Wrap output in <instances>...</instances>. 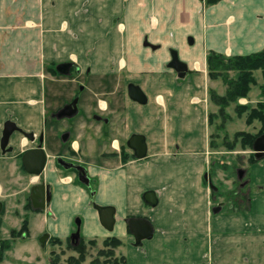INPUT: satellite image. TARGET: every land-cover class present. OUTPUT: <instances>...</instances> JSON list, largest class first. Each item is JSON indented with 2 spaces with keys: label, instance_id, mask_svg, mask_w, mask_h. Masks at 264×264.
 Here are the masks:
<instances>
[{
  "label": "rangeland",
  "instance_id": "374dc122",
  "mask_svg": "<svg viewBox=\"0 0 264 264\" xmlns=\"http://www.w3.org/2000/svg\"><path fill=\"white\" fill-rule=\"evenodd\" d=\"M10 1L13 4H8V8L5 6L6 10L3 4L1 6L4 11L0 8V126L4 119L10 118L24 130L33 129L39 133L45 129L49 170L58 153L76 158L77 162L86 165L88 172L92 173V168L96 165L108 168L112 166L111 161L115 159H111L110 154H102L113 149L109 137L103 136L102 139L99 134L108 130L118 138L119 133L114 123L127 112L130 99L127 97L125 84L128 81L139 85L148 97L145 108L137 103L135 108L145 109L153 114L157 112L154 107L156 110L163 107L160 106L161 103L158 105L159 100L166 99L163 103L165 106L169 99L186 97L183 92L190 91L191 85L201 89L198 93L192 90L189 96L192 98L197 95L205 100L203 104L211 130L205 142L199 145L198 165L191 166V169L184 166L183 169L184 180L190 183L189 186H183L184 190H195L205 200V205L198 214V223L196 220L192 226H188L187 235L185 234L174 253L171 250L165 253L161 243L152 244L157 235L152 241L143 242L145 248L144 244L135 247L131 242L120 238L119 243L110 241L106 244L105 241L114 236L86 237L82 227V244H70L76 218H84L85 209L80 208L75 216L69 212L62 214L58 228L51 227L50 207L43 211H31L26 198L31 179L37 177L29 176L20 167L16 154L34 144L22 133H14L10 138L13 150L7 152L0 167V198L5 203L0 216V264H190L191 258L195 260L191 264H264V210L258 208L259 202L264 198V191L260 186V178L255 179L254 169L260 160L255 159L253 147L246 143V135L257 136L264 133V122L249 118L251 112L262 110L264 113V78L261 70L253 72L255 84L251 86L249 93L238 98L243 104L231 106V103L221 109L212 101L211 92L224 94L227 89L224 76L235 78L237 71L222 72V76L211 78L208 57L212 52L220 54L218 52H208L206 70L202 66L200 72H192L186 79L177 78L174 69L166 68L161 61L158 62L161 57L157 52H164L163 49L156 51V55H159L155 63L157 65L154 66L152 59L150 63L148 60L153 52L150 46L142 54L143 68L128 74L118 72L119 66L115 70L109 69L111 60H116L117 64L124 59L126 61L129 59L127 53L132 50L131 42L126 41L128 33L124 34L121 30L115 32L117 28H122V21L126 19L124 1H120L117 7L118 4H111V0H37L36 3L33 2L37 13L35 17L21 9V2ZM208 6L210 4L204 0L202 9L205 10ZM27 28L33 32L38 31L35 41L28 44L39 54L36 58L40 62L37 85H11L2 73L9 63V52L14 53L10 51V46L7 47L11 42L6 40H12L11 34ZM111 36L114 41H111ZM143 48L141 44L136 49ZM6 52L9 53L8 56ZM166 55L167 53L162 54V58L168 57ZM70 60L75 61L81 69L80 73L72 71L69 75H62L56 71L55 66L59 62ZM133 61L134 59L131 60L132 63ZM79 85H84L85 88L81 90ZM76 95H80V113L68 121L51 120L50 112L56 111L67 101L71 102ZM102 102L106 106H102ZM260 103L263 104L262 108ZM95 113L108 116L110 124L106 126L94 120ZM65 130L71 133L70 146L69 143L62 144L59 139V134ZM240 168L246 170L243 179H239L237 175ZM52 172L62 181L63 173ZM204 173L209 184L203 178ZM69 176L74 177L72 173ZM95 182L92 184L93 188L96 186ZM53 191L55 194L56 190ZM221 203L226 204L225 207L214 213L212 207H218ZM179 230L182 231L181 228ZM43 232H48L50 237L41 243L39 237ZM189 240L192 242L189 243ZM135 248H139L138 251ZM172 253L174 256L177 254L175 258L181 259L175 262Z\"/></svg>",
  "mask_w": 264,
  "mask_h": 264
},
{
  "label": "crops",
  "instance_id": "0c3cea01",
  "mask_svg": "<svg viewBox=\"0 0 264 264\" xmlns=\"http://www.w3.org/2000/svg\"><path fill=\"white\" fill-rule=\"evenodd\" d=\"M120 1H124V10L127 14L126 19L122 21V28H117L115 32L121 30L124 34L128 33L126 41L131 42L132 50L127 53L128 60L124 59L118 63L121 66L119 71H122L123 65H127L129 72L143 68L144 61L141 59H143L142 54L147 52V47L144 45L146 40L148 46L155 52H150L152 55L148 60L152 63V59L154 66L157 65L155 63L160 55L161 60L158 62L161 61L160 63L166 68H172L169 66L172 61V50L177 51L179 60L187 67L184 77H180L175 71V76L179 79H186L187 76L192 75V72L195 74L200 72L202 66L206 70V57L210 51L232 57L256 53L264 49V0H221L205 10L202 9L204 0H111V4L117 3L119 7ZM15 2H21V9L29 12V16L37 15L36 8H33V2L36 3L37 0ZM2 4L6 10L5 6L8 8V4L12 5L13 1L0 0V8L3 7ZM111 21L113 22V18ZM24 31L26 33H23ZM11 35L12 40L6 41L11 42L7 47L10 46L9 48L12 49L9 50L14 53L9 52L11 53L9 55L6 52L12 59L8 58L9 63L2 73L11 85H37L40 62L36 58L39 54L28 44L35 41L38 31L33 32L27 28ZM28 37L30 38L26 40ZM189 37L193 38L192 44L188 41ZM111 41H114L112 36ZM141 44L144 48L138 51L136 48ZM112 47L111 42L110 49ZM5 49L7 48L4 47ZM159 49H163L164 52L160 50L157 52L159 55H156ZM160 53H167L168 57L162 58ZM132 59H134L133 63ZM4 60L7 62L6 59ZM118 64L116 60H111L109 66L116 67ZM196 89L198 91H195ZM192 90L195 93L201 91L191 85L190 91L183 92L186 97H179L178 100L169 99L165 102V106L163 103L166 99L164 101L158 99V105L161 103L160 106L163 107L156 110L153 106L154 111H157L156 114L145 109H136L135 103L127 106L130 123L128 131L147 137L148 154L143 159L135 158L127 166H123L119 159L112 160V166L109 168L94 166L93 173L89 171L90 176L97 178L95 186L97 192L93 200L80 187L62 184L60 178L52 172L53 170L56 172V168L52 165L49 170L48 167L45 180L56 190L55 197L49 205L51 227L58 228L57 224L62 214L69 212L75 216L83 207L85 217H81V227L84 236L90 238L114 236L126 239L129 243L133 239L127 229L126 217L146 215L152 218L159 228L156 241H152V244L161 243L165 253H169V250L174 253L178 244L187 235L188 226H192L196 220L198 223L200 216L198 214L205 205V200L200 198L195 190L191 188L184 190L183 187L186 184L190 185L184 180V166L191 169V166L198 165L199 145L205 142L211 130L208 113L203 104L205 100L197 95L191 98L189 95ZM190 99L192 103L189 102ZM235 104H243V102L238 99L231 106ZM102 106H105L104 102ZM254 169L255 179L260 178L262 181L260 186L264 191V158L260 159ZM147 190L157 192L160 200L158 208L145 205L143 193ZM91 201L94 202L93 205ZM95 205L115 208L116 224L112 230L102 226ZM258 208L264 210V198L259 202ZM72 218L73 216L70 220ZM190 242L192 241L189 240ZM175 256L173 259H178Z\"/></svg>",
  "mask_w": 264,
  "mask_h": 264
},
{
  "label": "flooded vegetation",
  "instance_id": "af4514ba",
  "mask_svg": "<svg viewBox=\"0 0 264 264\" xmlns=\"http://www.w3.org/2000/svg\"><path fill=\"white\" fill-rule=\"evenodd\" d=\"M144 45L147 47L149 45L148 41L146 40ZM63 62H72L73 65L70 67V72L66 75H69L70 73H72V71H76L78 73L81 72V69L76 65L75 61L73 60H70V61H63ZM63 62H59L56 66H55V69L58 73H60L58 70H57V66L60 64V63H63ZM119 66V65H118ZM125 68L122 69L123 72H126L127 74L129 73V69L127 67V65H123ZM115 70L118 69L117 65L116 67L114 66H109V69H113ZM120 66H119V69L117 70L118 72H122V71H119L120 70ZM113 70V71H114ZM90 70H88L89 72ZM61 74V73H60ZM64 75V74H62ZM133 83V84H136L134 82H131V81H128L126 82V90H127V97L130 99V103L128 104L127 103V106L130 105V104H133V103H137L135 102L134 100H132L130 97H129V94H128V86ZM137 85V84H136ZM84 85H79V89L83 90ZM74 99H78L77 101V105L80 101V95H76ZM73 99V100H74ZM72 100V101H73ZM71 101V102H72ZM70 101H67L65 103H63V106L60 107L59 109H57L56 111H51L50 112V118L51 120H54V121H63V120H71L73 117L71 118H68V117H64V118H61V119H58L56 117V114L67 104L71 103ZM139 104V103H138ZM147 104V103H146ZM144 104V106L146 105ZM139 105H142V104H139ZM106 106V105H105ZM79 108V107H78ZM80 113V110L78 111L77 115ZM128 107H127V112L125 113V115H123L121 117V119L118 121H115V125H116V130L118 131L119 133V136L118 138L114 137L110 132L111 131H102L100 132L99 134V138H102L103 139V136L104 138L106 137H109V142L111 143V146L113 147V149L109 152H104L102 154H110V158L111 159H119L121 161V164L123 166H127L128 164H130L131 162H133V160L136 158L135 156V150L133 148H131L129 145H128V141L130 139V137L135 134V132L133 131H128V127L130 125L129 123V120H128ZM93 118L94 120L98 121V122H102L104 125L108 126L110 124V118L108 116H102V115H98V114H93ZM10 120V121H13L15 122L13 119H10V118H6L4 119L2 125L0 126V167L2 166L3 164V160L5 158V155L7 154L8 151L10 150H13V145L10 144V138L14 135V133L16 132H20L22 133V131H20L19 129L25 131V132H28V133H31L30 135L28 136H25L24 137H27L30 141V143L34 144L32 146H29V147H26L24 149H21L20 151H18V153L16 154V157H18L19 159V162H20V167L29 175V176H36L37 178L36 179H31V185L29 186L28 188V195H27V198H26V201H28V206L30 207L31 211H43L45 210L46 208L49 207V205L51 204L52 200L54 199L55 197V194H54V188H53V185L46 181L45 180V173H46V169L49 167V155L46 151V145H47V134H46V130L45 129H42L41 131H39V133H36L32 130H24L21 126H19L17 124V129H15L13 131V133L11 134L10 138H9V141H8V144L2 148L1 147V137L3 135V130H4V125L5 123ZM112 121V120H111ZM16 123V122H15ZM65 134H68V137L64 140L63 137L65 136ZM140 134V133H138ZM143 135V134H142ZM145 136V135H144ZM71 137V133L69 130H65L63 132H61L59 134V139L61 141L62 144L66 145L67 143H69V141H71L70 139ZM146 138V142H147V137L145 136ZM69 146H70V143H69ZM147 146H148V143H147ZM253 146V145H252ZM37 148H42L46 154V163H45V167L43 169V171L39 174H32L28 171V169L25 167L24 165V155L29 152L30 150H34V149H37ZM60 152V151H59ZM138 159V158H137ZM77 159L76 158H73V157H70V156H66L64 154H61V153H58L57 155L54 156L53 158V165L54 167L56 168L57 172H61L63 173L62 176H61V179H62V184L66 185V184H72V185H75V186H78L80 187L81 189H83V191H86L88 196L91 198V200H93V197L95 196L96 192H97V189L94 187H92V184L93 182L97 181V179L95 178H92L88 172V169H87V166L82 164V163H79L76 161ZM257 160V159H256ZM77 166H82L83 167V170H79ZM73 174L74 177H70L69 175L70 174ZM80 175L82 176V178H80ZM70 177L69 180H67V178ZM203 178L205 181H207V183L209 184L207 178H206V173L203 174ZM69 181H71L69 183ZM75 182V183H73ZM96 183V182H95ZM213 191H214V187H212ZM149 191V190H147ZM146 192V191H145ZM144 192V193H145ZM156 192V191H155ZM143 193V194H144ZM156 196L158 198V203L155 205V206H152L151 204L147 203L144 199V202H145V205L147 207H151V208H158L159 205H160V200H159V197H158V194L156 192ZM45 197V202H46V207L44 209H37L35 208L37 205H39V203L41 202V199ZM214 197V196H213ZM0 202L2 204V208L0 210V216L1 214L3 213L4 211V208H5V203H4V200L2 198H0ZM91 204L93 205L94 202L91 201ZM226 205V204H224ZM223 203H221L218 207H212V211L215 213V210L217 208H219L218 211H220L222 208H223ZM98 206V205H97ZM225 207V206H224ZM115 210V208H114ZM217 212V211H216ZM115 213H114V219H115ZM134 217H142V218H147L150 220V222L152 223V226H153V236L151 238H147V239H143L141 240L140 242H136L134 236L132 235L128 225H127V229H128V232L129 234L132 236V239L133 241H131V243L133 245H135V247H140L144 244V248H145V241H152L156 235L158 234L159 232V228L158 226L154 223V220H152V218L146 216V215H129L126 217L125 221L130 219V218H134ZM79 219L80 220V237L78 238V240L76 238L72 239V235L76 233V231L78 230V225L75 221V231H71V235H70V244H72L73 246H77L78 244H82V242L80 241L82 236H81V225H82V218L81 217H77L76 220ZM127 223V222H126ZM116 224V219H115V223H114V226ZM103 226V225H102ZM104 227V226H103ZM105 228V227H104ZM48 232H43V234L41 236H43L44 234H46ZM49 234V233H48ZM41 236L39 237V240L41 238ZM50 235L48 236L47 239H49ZM41 242V241H40ZM42 243V242H41ZM185 246V245H184ZM0 247H1V241H0ZM186 247V246H185ZM136 250L139 249V248H135ZM164 249V248H163ZM138 251V250H137ZM164 251V250H163ZM181 258H178L175 260V262H177V260H180ZM192 261H195V260H192L191 258V262ZM140 262V261H139ZM190 262V264H191ZM166 264V263H164Z\"/></svg>",
  "mask_w": 264,
  "mask_h": 264
},
{
  "label": "water",
  "instance_id": "95a60500",
  "mask_svg": "<svg viewBox=\"0 0 264 264\" xmlns=\"http://www.w3.org/2000/svg\"><path fill=\"white\" fill-rule=\"evenodd\" d=\"M188 41L190 44H192L193 38L189 37ZM72 65H73L72 62H66V63L63 62L57 66V70L61 74L66 75L70 72V67ZM169 66L172 67L178 73V75L180 77H184L187 73L186 64L179 60L178 53L176 50H172V61L169 64ZM128 94L132 100H134L135 102H137L139 104L144 105L148 102L147 95L145 94V92L143 91V89L139 85L131 83L128 86ZM77 101H78V99H74L71 103L65 105L56 114V117L58 119H61L64 117L71 118V117L77 115V113L79 111ZM17 128H18L17 124L13 121L8 120L5 123L3 135L1 137V147L2 148H4L8 144V141H9L11 134ZM19 130L22 131V133L25 136H28L31 134V133L25 132L21 129H19ZM67 137H68V134H65L63 139L65 140ZM128 145L135 150L136 158L143 159L147 156L148 146H147L146 138L144 135L138 134V133L133 134L128 141ZM252 147H253L255 159L260 160V159L264 158V133L261 134L260 136H258L254 140ZM45 163H46V154L42 148L30 150L29 152H27L24 155V165L28 169V171L32 174L41 173L45 167ZM77 167L80 171L83 170L82 166H77ZM245 174H246L245 169H241V168L238 169L237 175H238L239 179H243ZM80 178H82L81 175H80ZM143 199L147 203L151 204L152 206H155L158 203V198H157L156 192L154 190L146 191L143 194ZM45 207H46V202H45V197H43L41 199V202L39 203V205H37L35 208L44 209ZM1 208H2V204L0 202V210H1ZM95 208L98 211V215H99V219H100L101 224L106 229L112 230L114 228V223H115V219H114L115 210H114V208L109 207V206L102 207V206H97V205H95ZM218 210H219V208H217L215 210V212ZM126 222H127V225L129 227L132 235L134 236L136 242H140L141 240L147 239V238L149 239L153 236L154 229H153L152 223L150 222L149 219L142 218V217H134V218H130V219L126 220ZM76 223L78 225V230L71 237H72V239L76 238L78 240V238L80 237V220L77 219ZM48 236H49L48 233L44 234L43 236H41L40 241L42 243H44L47 240Z\"/></svg>",
  "mask_w": 264,
  "mask_h": 264
},
{
  "label": "trees",
  "instance_id": "16d2710c",
  "mask_svg": "<svg viewBox=\"0 0 264 264\" xmlns=\"http://www.w3.org/2000/svg\"><path fill=\"white\" fill-rule=\"evenodd\" d=\"M206 2L213 5L218 0H206ZM208 68L211 78L222 76V72L237 71L235 78H229L227 75L224 76L227 86L225 94L220 95L214 91L211 92L212 101L223 109L225 106L228 107L231 103L236 102L238 98L245 97L249 93L251 86L255 84V76L253 74L255 70H261L264 78V49L256 53L236 55L229 58L212 52L208 57ZM262 91H264V86H262ZM262 105L260 103L261 108ZM249 118L259 119L264 122V113L262 110L260 112H251ZM261 134L257 136L246 135L248 139L246 143L252 146L254 140ZM249 203L250 198L248 197V209L251 207ZM110 241L111 243L120 242L117 237H112L111 240L107 239L105 243L108 244Z\"/></svg>",
  "mask_w": 264,
  "mask_h": 264
}]
</instances>
